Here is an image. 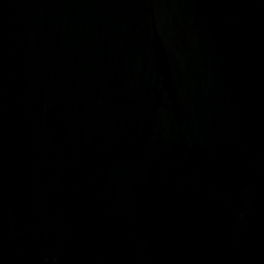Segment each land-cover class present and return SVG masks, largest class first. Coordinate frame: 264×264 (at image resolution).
I'll return each mask as SVG.
<instances>
[{"label":"water","instance_id":"obj_1","mask_svg":"<svg viewBox=\"0 0 264 264\" xmlns=\"http://www.w3.org/2000/svg\"><path fill=\"white\" fill-rule=\"evenodd\" d=\"M0 264H264V0H0Z\"/></svg>","mask_w":264,"mask_h":264}]
</instances>
